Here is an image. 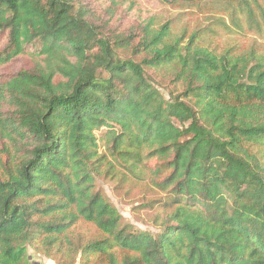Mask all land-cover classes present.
<instances>
[{
    "label": "trees",
    "instance_id": "1",
    "mask_svg": "<svg viewBox=\"0 0 264 264\" xmlns=\"http://www.w3.org/2000/svg\"><path fill=\"white\" fill-rule=\"evenodd\" d=\"M218 2L208 33L260 31V0ZM186 37L137 0H0V264L26 242L78 264H264V53ZM104 166L163 194L159 231L123 220ZM80 220L100 236L72 240Z\"/></svg>",
    "mask_w": 264,
    "mask_h": 264
},
{
    "label": "rangeland",
    "instance_id": "2",
    "mask_svg": "<svg viewBox=\"0 0 264 264\" xmlns=\"http://www.w3.org/2000/svg\"><path fill=\"white\" fill-rule=\"evenodd\" d=\"M137 1L142 11L155 14L159 23L168 22L176 36L181 35L182 31H185L187 37L195 31H200L204 34L201 43L208 44L210 47L216 48L217 51H224L232 47V50L240 53H246L250 49L264 53V23H262L260 31L245 29L232 33L218 28L216 34L208 33L207 30L212 27L214 16L218 15L216 11L218 0ZM260 1L264 7V0ZM198 2L201 3L200 7H190L192 3ZM93 6L98 7L94 2ZM102 15L103 9L98 8L96 18H102ZM28 66L30 65L26 62H18L4 71H18L21 68H28ZM152 76L156 80H162L163 85L169 88L168 78L161 79L158 73H153ZM0 158L4 159L3 156ZM94 176L96 187L102 190L106 199L114 205L124 221L131 223L136 229L150 233L159 231V224L165 218L168 210L164 209L161 204L163 194L151 185L148 177L140 180L125 174L121 169L119 171L106 170V166L101 168L100 173H94ZM68 236L74 241L79 240V244H84L88 240L100 236V232L91 223L80 220L68 232ZM24 248L25 257L22 264H78L80 262V250L74 254L73 249L71 250L67 246L62 250L52 248L46 251L41 245L26 242Z\"/></svg>",
    "mask_w": 264,
    "mask_h": 264
}]
</instances>
